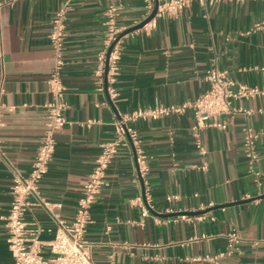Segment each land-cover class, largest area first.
<instances>
[{
	"label": "crops",
	"instance_id": "crops-1",
	"mask_svg": "<svg viewBox=\"0 0 264 264\" xmlns=\"http://www.w3.org/2000/svg\"><path fill=\"white\" fill-rule=\"evenodd\" d=\"M0 2V104L16 107L4 109L0 126V264H13L6 218L14 180L31 172L45 130L55 65L49 34L60 10L66 8L61 75L68 109L40 191L62 204L68 222L101 145L115 138L118 119L194 102L209 89L206 76L213 67L241 86L264 89V26L256 29L264 23V0H220L209 8L194 2L179 15L131 32L150 16L144 0ZM112 5L126 33L114 98L100 90L95 74ZM220 120L226 130H197L187 109L129 122L149 173L144 182L137 178L132 146L114 158L86 232L96 264H206V255L221 253L220 264H264V95L235 100L232 114ZM248 130L256 136L254 166L245 148ZM25 218L45 229L43 240L53 238L48 230L54 225L42 209L33 207ZM232 232L241 240L230 252Z\"/></svg>",
	"mask_w": 264,
	"mask_h": 264
},
{
	"label": "built area",
	"instance_id": "built-area-1",
	"mask_svg": "<svg viewBox=\"0 0 264 264\" xmlns=\"http://www.w3.org/2000/svg\"><path fill=\"white\" fill-rule=\"evenodd\" d=\"M220 0H144L146 10L151 15L157 10L155 17L145 26H153L158 18L168 15H179L196 2L203 8H209ZM3 5L0 2V9ZM118 8L110 6L106 11V36L104 49L98 54L95 74L100 84L110 98L117 93L114 85L120 73L122 57L121 41L124 29L117 24ZM66 8L60 10L52 20L49 39L54 50L55 65L48 80L49 94L52 99L45 105V130L41 137L32 170L28 175H17L12 186V204L6 218L7 244L13 257V264H96L92 258V245L86 240V232L92 222L90 209L95 203L97 195L106 185L107 171L114 158L124 147L132 146L137 162V178L144 182L149 173L147 157L140 146L137 133L131 129L129 122L138 119H158L172 114H183L192 109L196 121L195 128L227 129V122L221 121L222 116H229L233 112V102L241 98L264 95V89H251L237 84L230 79L226 71L213 67L208 71L206 80L209 89L194 102L182 106L160 107L149 111H136L121 117L116 122L115 138L101 145V151L96 159L92 173L84 186L83 194L78 201L75 217L71 222L66 221L60 210L61 203L48 201L40 191V184L54 158L56 150L55 134L65 124V112L68 105L65 100L66 88L63 84L61 72L65 66L63 51L66 40ZM263 24L256 25L260 29ZM4 109L8 112L16 110L15 106L0 104V126ZM199 154L204 156L206 150L200 140L197 142ZM246 153L250 165L259 161L256 151V136L248 130L245 141ZM202 169L207 165L203 163ZM170 200L173 199L169 198ZM176 199V197H175ZM33 207H39L50 218L53 228L48 232L53 234L49 241L42 239L45 229L36 222H28L25 215ZM147 214V210H145ZM230 252L236 249L241 240L237 232L228 235ZM225 254L206 255L202 260L206 264H220ZM112 264V263H109Z\"/></svg>",
	"mask_w": 264,
	"mask_h": 264
},
{
	"label": "water",
	"instance_id": "water-1",
	"mask_svg": "<svg viewBox=\"0 0 264 264\" xmlns=\"http://www.w3.org/2000/svg\"><path fill=\"white\" fill-rule=\"evenodd\" d=\"M156 12L157 10H154V12L145 20L143 21L141 24L135 26L133 29L129 30V32L133 31V30H137V29H141L143 27H145L156 15ZM126 33H123L122 36H124ZM201 212H198V213H183L182 215H196V214H199ZM174 216L177 215V214H173Z\"/></svg>",
	"mask_w": 264,
	"mask_h": 264
}]
</instances>
